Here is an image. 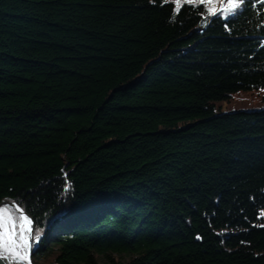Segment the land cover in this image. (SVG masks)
Masks as SVG:
<instances>
[{
	"label": "trees",
	"instance_id": "obj_1",
	"mask_svg": "<svg viewBox=\"0 0 264 264\" xmlns=\"http://www.w3.org/2000/svg\"><path fill=\"white\" fill-rule=\"evenodd\" d=\"M227 2L0 0V201L32 264H264V106L222 108L264 89V0Z\"/></svg>",
	"mask_w": 264,
	"mask_h": 264
},
{
	"label": "snow or ice",
	"instance_id": "obj_2",
	"mask_svg": "<svg viewBox=\"0 0 264 264\" xmlns=\"http://www.w3.org/2000/svg\"><path fill=\"white\" fill-rule=\"evenodd\" d=\"M169 0H164L168 3ZM208 3L212 5L208 12L210 15L217 13L216 0H175V12L179 13L183 3ZM244 3V0H228L222 4L219 11L232 12ZM67 191V189H65ZM32 221L22 213L17 216L7 206L0 207V260L10 256L12 259L27 261L30 264L28 250L31 248L29 238L32 232Z\"/></svg>",
	"mask_w": 264,
	"mask_h": 264
},
{
	"label": "rangeland",
	"instance_id": "obj_3",
	"mask_svg": "<svg viewBox=\"0 0 264 264\" xmlns=\"http://www.w3.org/2000/svg\"><path fill=\"white\" fill-rule=\"evenodd\" d=\"M262 106H264V89H256L251 91H240L238 93L233 94L232 99L229 101V103L223 104L222 108L223 109L227 108L228 110H238V109H257ZM4 206L13 209L8 205H1L0 207H4ZM17 214L20 215L19 213ZM28 255H30L29 250H28Z\"/></svg>",
	"mask_w": 264,
	"mask_h": 264
},
{
	"label": "water",
	"instance_id": "obj_4",
	"mask_svg": "<svg viewBox=\"0 0 264 264\" xmlns=\"http://www.w3.org/2000/svg\"><path fill=\"white\" fill-rule=\"evenodd\" d=\"M1 205H8V206L12 207L17 213H19V214L22 213L23 215L27 216V214L14 201L2 199L0 201V206ZM0 264H28V262L12 259L10 256H8L5 259L0 260ZM30 264H32L31 261H30ZM48 264H55V263H48Z\"/></svg>",
	"mask_w": 264,
	"mask_h": 264
}]
</instances>
